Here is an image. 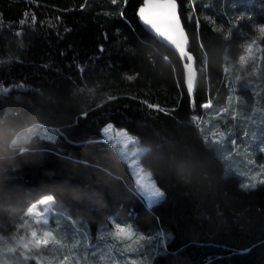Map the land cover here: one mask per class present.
<instances>
[{"label":"trees","instance_id":"1","mask_svg":"<svg viewBox=\"0 0 264 264\" xmlns=\"http://www.w3.org/2000/svg\"><path fill=\"white\" fill-rule=\"evenodd\" d=\"M178 1L195 56L191 97L187 61L140 23L142 0H0V88L8 90L0 95V128L13 126L12 141L33 127L63 134L34 135L27 152L17 147L11 163L0 162V233H16L28 208L48 195L93 227L114 220L171 233L151 264H264V183L242 188L255 185L247 181L251 166L228 173L220 146L204 139L233 127L256 132L242 113L229 126L234 106L247 113L254 102L229 99L228 83L229 68L257 34L264 85V0ZM209 98L212 108L202 109ZM224 108L212 132L207 118ZM109 122L146 147L140 164L165 193L161 203L150 207L138 191L130 163L104 136Z\"/></svg>","mask_w":264,"mask_h":264},{"label":"rangeland","instance_id":"2","mask_svg":"<svg viewBox=\"0 0 264 264\" xmlns=\"http://www.w3.org/2000/svg\"><path fill=\"white\" fill-rule=\"evenodd\" d=\"M239 18H243L242 15ZM257 37L258 35L256 34L252 37L253 39L247 42L240 55L245 56L247 62H241L239 56L229 68L232 76L231 81H229L230 83H228L231 93L229 99L235 103H239L242 101L243 96V98L247 97L254 102L252 105H250L251 101L248 102L247 113L240 111L238 106H234L235 110L233 112L236 115L237 113H242V117L246 122H249L251 119L250 122L255 127L256 132L245 136L242 127H233L232 131L229 129L222 130L221 132L225 134L224 143L223 145L218 144L220 146L218 154L225 162L228 173H236L239 175L240 171L236 168L238 165L246 169V171L251 166L253 170L249 173L250 180L247 181L249 183L254 182L255 186L261 183V181H264V85L262 78L259 77L261 67L257 64L258 59L260 62L262 57V45L259 43ZM250 45L252 46L251 54L248 52ZM192 68L196 71L194 65H192ZM239 87H242L243 93L239 92ZM207 120V124L213 128L212 132L216 131L214 129L215 127L220 126L217 113H214L213 118H207ZM233 120L232 123H228L229 126L237 123V119ZM105 128L111 129L108 133L103 132L105 138L108 139V136L112 137L110 141L116 146L124 159L130 163L135 178L137 179V171L143 169L144 174H150L154 181L151 170L142 167L140 164L142 154L146 151V147L139 142L138 138L130 134L126 129L115 126L112 122L107 123L103 129ZM237 131H242L239 137H235ZM221 132L211 133L206 141L215 145V140L219 139V133ZM128 137L131 139L126 144L124 141ZM232 137L236 138L235 145L231 143ZM133 160H135V164L132 163ZM48 197L50 196L46 195L41 199L44 200ZM51 198V203L47 206L41 203L32 205L27 210L26 220L21 224L23 227L20 225L16 233L9 235L0 233V264H37V260L32 259V257H39L40 260L44 261V264H49V262L51 264H59V261L66 255L73 257L80 256L78 260L75 258L72 259L71 264H86L84 258L86 253L84 256H81L78 253L70 251L71 246L77 239H84V237L77 235L73 231L74 226L87 233L89 248L93 247L97 242V237H100L105 242L100 244L97 249L98 252L106 247L110 248L113 254L118 253L119 250H123L121 254H116V259L112 261V264H125L126 261L128 264H132L133 261L135 264H151L153 255L160 252L159 248L146 244L143 245L142 254L132 250L137 246L136 236L142 235L145 239H149L154 237L156 232L147 234L141 229H138L132 222H125L122 226H130L133 229V239L131 241H121L119 238H108L107 232L114 231L112 225L120 222L114 220L108 223L101 222L96 227H93L86 220L72 218L67 211L57 207L55 199L52 196ZM45 221H47V224H45ZM32 231H36L38 237H42L45 231L52 232L56 239L61 240L64 247L49 245L47 248L41 247L35 249L30 246L29 249H24L22 245H19V241L23 239L27 243L31 239L30 233ZM10 247H16L17 251L15 253L8 252L7 249ZM87 264H107V253H105L104 257L99 258L98 261H92L91 258H88Z\"/></svg>","mask_w":264,"mask_h":264},{"label":"snow or ice","instance_id":"3","mask_svg":"<svg viewBox=\"0 0 264 264\" xmlns=\"http://www.w3.org/2000/svg\"><path fill=\"white\" fill-rule=\"evenodd\" d=\"M34 2V0H33ZM112 3H116V0H111ZM123 3H127V0H122ZM181 8V5L178 3V0H142V6L138 9V16L140 20L143 22L144 25L148 27L158 38H160L162 41L167 42L168 45H170L177 53L179 58L186 59L188 61H191L193 58L191 55L185 50L187 46V34L185 32L184 25L181 23V16L179 9ZM24 16L27 17L28 13L25 12ZM191 20V18H188ZM36 17L33 14L31 17L32 24L35 23ZM25 20L22 19L19 21V25H24ZM198 23V21H197ZM260 32L264 33V27L260 28ZM20 33H14V35H19ZM107 39V37H105ZM255 43V41H253ZM203 47V45H201ZM101 51H103V48L101 47ZM248 52L251 54L252 52V46L250 45L248 48ZM65 53H61V55H64ZM240 61L246 63L245 56H240ZM44 68H49L50 65H43ZM187 70V80H186V93L191 97L192 93L196 90L197 84H196V76L195 71L192 68L191 63L183 64L182 70ZM81 73H83V68H79ZM203 71V69H201ZM128 80L134 79L132 76L127 77ZM20 87H23V85H19ZM38 91V90H36ZM83 91V89H82ZM8 90L0 88V95H7ZM184 93L182 92V95ZM135 99V97H133ZM17 99H20L18 96ZM109 100L115 99V97H108ZM142 104H144L148 109H155L156 111H164L159 105L157 104H149L147 101H142ZM190 107L195 108L196 107V101L195 99H190ZM202 109L208 110L212 108V100L209 98L207 103H203L200 105ZM228 112V108H224L222 110H217V119H220L222 114H226ZM236 118V114H232V119ZM222 122V121H221ZM195 123V121H194ZM110 128L103 129L104 133L110 132ZM44 135L49 140H55L57 136L63 135L58 129H40L37 130L35 127L31 129H25L18 133L14 140L12 141V147L17 148L19 147V151L21 154L28 151V148L24 147L31 138L34 135ZM231 135V134H229ZM246 136L247 133H244ZM224 133H219V139L215 140L216 144L223 145L224 143ZM108 139L111 140L112 137L108 136ZM131 138L128 137L125 139L124 143H128V141ZM205 140H208V137H204ZM231 143L233 145L236 144V139L233 137L231 139ZM133 164H135V160L132 161ZM137 179H136V185L138 188V191L143 194L144 198L147 200L148 205L151 207L153 205L161 203L165 199V193L160 190L159 187L156 186L154 181L152 180L150 174L146 175L144 174L143 169H140L136 173ZM261 183H264V181H261ZM242 188H249V187H255L254 184H242ZM52 198L48 197L42 201H40L41 204L47 206L51 203ZM47 211V209H46ZM124 222L115 223L112 225L114 227V231H108L107 237L108 238H119L121 241H131L133 239V229L130 226H122ZM45 224H47V221H45ZM23 227V225H21ZM73 231L79 235L84 237L83 240L77 239L75 243L71 246L70 251L74 253H78L81 256H84L86 253L85 262L87 264L88 258H91L92 261H98L99 258L104 257L105 253H107V264H112V261L116 259V254H121L123 250H119L118 253L113 254L112 250L110 248H105L102 251H97L101 243H104L105 241L102 240L100 237H97V242L93 245V247L89 248V245L87 243V233L81 231V229L73 227ZM31 239L26 243L23 239L19 241V245H22L24 249H29L31 246L32 248L39 249L41 247L47 248L49 245H52L54 247H64V245L61 243V240L56 239L52 232L45 231L42 235V237L37 236L36 231H32L30 233ZM137 241V246L135 249H132L134 252L141 253L143 252V245H153L154 247L160 248L164 251L166 249L164 248V245L166 242L172 240V234L171 233H165L163 230H159L155 233L154 237H151L149 239H145L144 236H136L135 237ZM142 242V243H141ZM18 245V246H19ZM8 252L15 253L17 251L16 247H10L7 249ZM79 259L80 256L73 257L71 255H66L63 257L62 260L59 261V264H71L72 259ZM28 259V257H26ZM32 259L37 260V264H44L43 260H40L39 257H32ZM51 264V262H49ZM125 264H128L126 261ZM132 264H135L133 261Z\"/></svg>","mask_w":264,"mask_h":264},{"label":"clouds","instance_id":"4","mask_svg":"<svg viewBox=\"0 0 264 264\" xmlns=\"http://www.w3.org/2000/svg\"><path fill=\"white\" fill-rule=\"evenodd\" d=\"M13 126L6 125L0 128V162L11 163L15 159V148L12 147Z\"/></svg>","mask_w":264,"mask_h":264},{"label":"water","instance_id":"5","mask_svg":"<svg viewBox=\"0 0 264 264\" xmlns=\"http://www.w3.org/2000/svg\"><path fill=\"white\" fill-rule=\"evenodd\" d=\"M178 3H179V1H178ZM142 6V5H141ZM140 6V7H141ZM179 11H180V9H179ZM180 16H181V12H180ZM139 17V16H138ZM139 21H140V23L143 25V27L149 32V33H151L152 35H154L160 42H162V43H164L166 46H168L170 49H172L173 51H175L170 45H168L167 44V42H165V41H162L160 38H158L150 29H148V27L146 26V25H144L143 24V22L140 20V18H139ZM181 23L184 25V21H183V18H182V16H181ZM184 28H185V25H184ZM185 32H186V34H187V46H186V51L191 55V57L193 58L191 61H188V60H186V59H184V60H186L187 61V64L188 63H191V65H193V63H194V61H195V56H194V54H193V52L191 51V39H190V36H189V33H188V31H187V29L185 28ZM176 52V51H175ZM177 53V52H176ZM178 54V53H177Z\"/></svg>","mask_w":264,"mask_h":264},{"label":"crops","instance_id":"6","mask_svg":"<svg viewBox=\"0 0 264 264\" xmlns=\"http://www.w3.org/2000/svg\"><path fill=\"white\" fill-rule=\"evenodd\" d=\"M40 201H42V199L38 200L37 202L33 203L32 205H34V204H38V203H40ZM32 205H31L30 207H32ZM25 220H26V219H25Z\"/></svg>","mask_w":264,"mask_h":264}]
</instances>
